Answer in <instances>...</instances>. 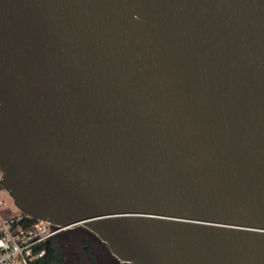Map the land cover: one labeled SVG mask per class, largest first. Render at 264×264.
<instances>
[{
	"label": "water",
	"instance_id": "95a60500",
	"mask_svg": "<svg viewBox=\"0 0 264 264\" xmlns=\"http://www.w3.org/2000/svg\"><path fill=\"white\" fill-rule=\"evenodd\" d=\"M0 170L119 264H264V0H0Z\"/></svg>",
	"mask_w": 264,
	"mask_h": 264
},
{
	"label": "built area",
	"instance_id": "2783aa9c",
	"mask_svg": "<svg viewBox=\"0 0 264 264\" xmlns=\"http://www.w3.org/2000/svg\"><path fill=\"white\" fill-rule=\"evenodd\" d=\"M1 182L0 170V264H43L45 242L67 229L34 220L14 205L8 206L4 200L8 193Z\"/></svg>",
	"mask_w": 264,
	"mask_h": 264
},
{
	"label": "rangeland",
	"instance_id": "374dc122",
	"mask_svg": "<svg viewBox=\"0 0 264 264\" xmlns=\"http://www.w3.org/2000/svg\"><path fill=\"white\" fill-rule=\"evenodd\" d=\"M4 200L8 206L12 207L13 201L8 195L4 196ZM86 236L91 241H88L85 245L91 249L98 264H117V259L111 255L107 246L94 234L81 226L67 229L56 238L61 248L64 264H72V257L76 259V264H87V259L83 252L84 243L77 240L79 237L85 239L83 237ZM101 257L104 258V261Z\"/></svg>",
	"mask_w": 264,
	"mask_h": 264
},
{
	"label": "trees",
	"instance_id": "16d2710c",
	"mask_svg": "<svg viewBox=\"0 0 264 264\" xmlns=\"http://www.w3.org/2000/svg\"><path fill=\"white\" fill-rule=\"evenodd\" d=\"M82 243H84L83 252L87 259V264H98L91 249L85 245L86 242L82 241ZM44 247L46 248V257L43 264H64L61 248L56 238L47 240Z\"/></svg>",
	"mask_w": 264,
	"mask_h": 264
},
{
	"label": "flooded vegetation",
	"instance_id": "af4514ba",
	"mask_svg": "<svg viewBox=\"0 0 264 264\" xmlns=\"http://www.w3.org/2000/svg\"><path fill=\"white\" fill-rule=\"evenodd\" d=\"M83 238H85V239H81V238L79 237L77 240H78V241H84V242H86V243H87L88 241H91L90 238L87 237V236H86V237H83ZM102 258H103V257H101V259H102ZM102 260L104 261V258H103ZM71 261H72V264H76V263H77V261H76V259H74V257L71 258ZM117 264H119L118 261H117Z\"/></svg>",
	"mask_w": 264,
	"mask_h": 264
}]
</instances>
